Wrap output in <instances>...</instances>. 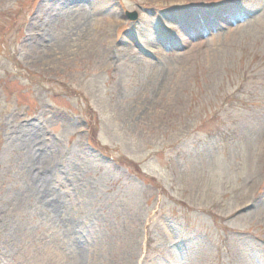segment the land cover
I'll list each match as a JSON object with an SVG mask.
<instances>
[{
  "label": "rangeland",
  "instance_id": "1",
  "mask_svg": "<svg viewBox=\"0 0 264 264\" xmlns=\"http://www.w3.org/2000/svg\"><path fill=\"white\" fill-rule=\"evenodd\" d=\"M0 264H264V0H0Z\"/></svg>",
  "mask_w": 264,
  "mask_h": 264
},
{
  "label": "bare ground",
  "instance_id": "2",
  "mask_svg": "<svg viewBox=\"0 0 264 264\" xmlns=\"http://www.w3.org/2000/svg\"><path fill=\"white\" fill-rule=\"evenodd\" d=\"M88 35H89V30L87 29V31L84 33L83 37H88ZM27 175L28 176H27L26 180H27L28 188L30 190H32V192L36 193L37 189H40V188L45 189L46 188V186H47L46 179L39 177L38 173L30 175V172H28ZM34 181H36V182L34 183ZM77 254L78 253H74V256L78 257Z\"/></svg>",
  "mask_w": 264,
  "mask_h": 264
},
{
  "label": "water",
  "instance_id": "3",
  "mask_svg": "<svg viewBox=\"0 0 264 264\" xmlns=\"http://www.w3.org/2000/svg\"><path fill=\"white\" fill-rule=\"evenodd\" d=\"M126 16L128 17L129 20L133 21L136 19L135 13H126Z\"/></svg>",
  "mask_w": 264,
  "mask_h": 264
}]
</instances>
